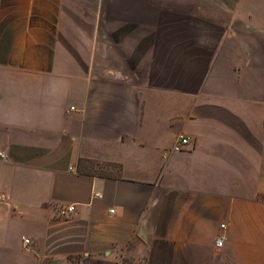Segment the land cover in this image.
<instances>
[{
	"label": "crops",
	"instance_id": "crops-1",
	"mask_svg": "<svg viewBox=\"0 0 264 264\" xmlns=\"http://www.w3.org/2000/svg\"><path fill=\"white\" fill-rule=\"evenodd\" d=\"M0 152V264H264V0H0Z\"/></svg>",
	"mask_w": 264,
	"mask_h": 264
},
{
	"label": "built area",
	"instance_id": "built-area-1",
	"mask_svg": "<svg viewBox=\"0 0 264 264\" xmlns=\"http://www.w3.org/2000/svg\"><path fill=\"white\" fill-rule=\"evenodd\" d=\"M188 140H189V138L180 136L179 139L177 140V142L175 143L174 147H173L174 150H177V151L178 150H183L185 148V146L187 145ZM0 158H3L2 152H0ZM1 198H2V194L0 193V199ZM73 210H74V206L73 205H69V206L64 207L62 212L63 213L64 212L71 213ZM24 241L26 243H29V240L27 238H24ZM216 243H217V245H219L221 243V240L217 239Z\"/></svg>",
	"mask_w": 264,
	"mask_h": 264
}]
</instances>
